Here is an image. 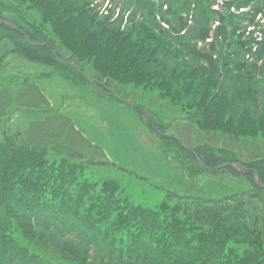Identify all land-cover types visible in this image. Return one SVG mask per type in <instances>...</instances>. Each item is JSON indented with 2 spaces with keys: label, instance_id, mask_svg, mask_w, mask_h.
<instances>
[{
  "label": "trees",
  "instance_id": "trees-1",
  "mask_svg": "<svg viewBox=\"0 0 264 264\" xmlns=\"http://www.w3.org/2000/svg\"><path fill=\"white\" fill-rule=\"evenodd\" d=\"M5 1L0 68L18 55L75 84H92L88 77L117 99V85L156 90L200 132L264 137V0ZM20 9L37 10L39 23L5 14ZM143 115L192 171L225 172L251 188L216 198L168 191L155 206L134 203L116 180L85 178L90 161L69 142L87 139L64 117L54 121L66 142L49 129L31 137L4 126L0 264H264V156L187 145L168 132L171 123Z\"/></svg>",
  "mask_w": 264,
  "mask_h": 264
},
{
  "label": "rangeland",
  "instance_id": "rangeland-1",
  "mask_svg": "<svg viewBox=\"0 0 264 264\" xmlns=\"http://www.w3.org/2000/svg\"><path fill=\"white\" fill-rule=\"evenodd\" d=\"M5 14L13 19H21L24 14L31 21L40 20L37 10L23 13L20 9ZM8 46V42H0V54ZM57 70L56 66L33 63L18 55L9 57L0 68V123L7 117L9 128L19 127L25 136L31 137L45 135L49 129V137L60 136L61 142H66L68 136L61 132L54 118L69 120L70 126L87 139L84 145L69 142L83 152L85 162L90 161L84 170L86 179H114L120 184L122 195L148 206H155L167 197L168 191L216 198L251 188L248 181L225 172L192 171V160L185 158L175 145L160 139L147 126L143 114L148 116L150 111L171 123L168 132L175 133L187 145L218 143L235 148L242 158L264 156V137L235 139L200 132L185 115L183 118L178 107L161 100L156 90L117 85L112 87L121 98L117 99L99 93L94 85L68 81ZM86 72L93 73L89 66ZM135 106L140 107L144 118ZM38 122H51L52 126L39 132L33 126Z\"/></svg>",
  "mask_w": 264,
  "mask_h": 264
}]
</instances>
